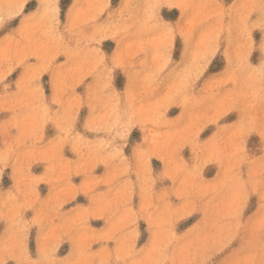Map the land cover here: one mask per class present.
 <instances>
[{
  "label": "clouds",
  "instance_id": "obj_1",
  "mask_svg": "<svg viewBox=\"0 0 264 264\" xmlns=\"http://www.w3.org/2000/svg\"><path fill=\"white\" fill-rule=\"evenodd\" d=\"M62 2L0 0V264H264V0Z\"/></svg>",
  "mask_w": 264,
  "mask_h": 264
},
{
  "label": "rangeland",
  "instance_id": "obj_2",
  "mask_svg": "<svg viewBox=\"0 0 264 264\" xmlns=\"http://www.w3.org/2000/svg\"><path fill=\"white\" fill-rule=\"evenodd\" d=\"M68 2H69V0H63V2H62V8H66ZM258 38H259V36H258V34H257V39H258ZM105 47L110 49V48L112 47V45H111V43H108V44L105 45ZM177 55H178V53H177ZM257 55H258V54H254V56H253V62L256 61V59H257ZM220 67H222L221 64H216L213 70H219ZM44 79L47 80V77H45ZM118 86H122V80H119V81H118ZM175 111H176V110H173V114L175 113ZM134 136H138V133H134ZM255 139H256V138H253V142H255ZM157 166H158V165H157ZM6 183H8L7 180H6ZM42 191H43V189H42ZM189 223H190V222H189ZM97 226H98V225H97Z\"/></svg>",
  "mask_w": 264,
  "mask_h": 264
}]
</instances>
